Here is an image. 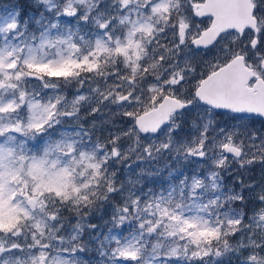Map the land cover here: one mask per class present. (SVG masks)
<instances>
[{
  "label": "snow or ice",
  "instance_id": "1",
  "mask_svg": "<svg viewBox=\"0 0 264 264\" xmlns=\"http://www.w3.org/2000/svg\"><path fill=\"white\" fill-rule=\"evenodd\" d=\"M260 118L264 0H17L0 264H264Z\"/></svg>",
  "mask_w": 264,
  "mask_h": 264
},
{
  "label": "rangeland",
  "instance_id": "2",
  "mask_svg": "<svg viewBox=\"0 0 264 264\" xmlns=\"http://www.w3.org/2000/svg\"><path fill=\"white\" fill-rule=\"evenodd\" d=\"M17 0H0V10L4 9L5 7H9L13 4H16ZM224 119H227L226 117H224ZM261 121L260 119L256 120L255 122V127L259 128L261 125ZM166 175V173H164ZM246 176H252L254 179L259 180L260 176H261V170L260 167L257 166L255 167L252 171L245 173ZM105 219H107V217H105ZM73 223H75V221H73ZM103 221H99L98 224H102ZM87 238V237H85ZM90 256H94V260H93V264H97V262L100 260L99 254L95 253L94 250H91L89 252Z\"/></svg>",
  "mask_w": 264,
  "mask_h": 264
},
{
  "label": "trees",
  "instance_id": "3",
  "mask_svg": "<svg viewBox=\"0 0 264 264\" xmlns=\"http://www.w3.org/2000/svg\"><path fill=\"white\" fill-rule=\"evenodd\" d=\"M100 220H94V221H92V222H94V223H98Z\"/></svg>",
  "mask_w": 264,
  "mask_h": 264
},
{
  "label": "water",
  "instance_id": "4",
  "mask_svg": "<svg viewBox=\"0 0 264 264\" xmlns=\"http://www.w3.org/2000/svg\"><path fill=\"white\" fill-rule=\"evenodd\" d=\"M261 119H263V120H264V118H261Z\"/></svg>",
  "mask_w": 264,
  "mask_h": 264
}]
</instances>
